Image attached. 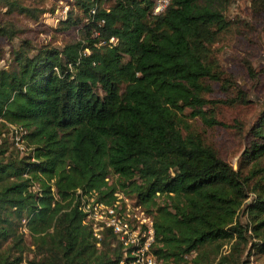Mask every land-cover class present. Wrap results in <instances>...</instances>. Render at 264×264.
Instances as JSON below:
<instances>
[{
	"label": "trees",
	"instance_id": "obj_1",
	"mask_svg": "<svg viewBox=\"0 0 264 264\" xmlns=\"http://www.w3.org/2000/svg\"><path fill=\"white\" fill-rule=\"evenodd\" d=\"M223 1L170 0L151 14V0H71L57 29L75 37L61 47L20 38L7 62L0 50V264H118L116 236L94 237L71 205L75 187L105 200L118 188L152 212L156 264H246L248 235L247 253H264V104L240 153L251 161L244 173L181 117L227 127L213 102L248 99L211 46L229 26ZM0 7L31 19L45 11ZM20 31L0 22L7 41ZM212 83L224 98L207 96ZM6 123L25 130L20 156Z\"/></svg>",
	"mask_w": 264,
	"mask_h": 264
},
{
	"label": "rangeland",
	"instance_id": "obj_2",
	"mask_svg": "<svg viewBox=\"0 0 264 264\" xmlns=\"http://www.w3.org/2000/svg\"><path fill=\"white\" fill-rule=\"evenodd\" d=\"M70 1L24 0L25 3L31 2L45 9L36 19L15 13L5 14L4 8L0 7V22L9 17L10 21L21 30L10 41L0 36V50L5 62L8 60L11 46L18 45L20 38L29 39L34 46L49 44L61 47L67 40L75 37L74 29H57L58 21L65 17L66 10L71 6ZM261 2L262 0H224L223 13L229 21V26L224 34L211 45L221 68L233 76L234 81L245 91L248 99L238 103L216 100L213 102L215 104L212 102L206 104V106L212 104L214 116L227 123V127L206 126L197 116L181 115L182 118H186L191 128L200 131L205 142L212 145L222 158L227 160L233 168L237 167L241 173H244L251 165L250 160H239L241 150L246 144L248 127L255 120L264 104V8H261ZM107 4L108 1L103 5ZM76 13L79 14V11ZM247 61L258 72L252 78L246 74L244 69ZM3 62L0 59V66L4 64ZM211 85L212 90L207 94L208 97L219 99L225 97V93L218 88L216 83ZM22 143L25 144L24 141ZM27 151L28 147L25 144V148L17 149L16 153L20 156ZM262 160H264V156H261L256 162ZM108 181L117 182L116 175L109 172ZM251 197L252 193L249 192L245 201H249ZM157 200L160 201L161 197H158ZM236 218L242 224L248 222L245 211L239 210ZM247 232L251 234L249 229ZM251 240H255V238L248 235V241L241 257L247 259L246 264H264V253L252 251L247 253ZM227 243L226 241L222 243L223 250L226 249ZM186 256L188 257L189 254Z\"/></svg>",
	"mask_w": 264,
	"mask_h": 264
},
{
	"label": "built area",
	"instance_id": "obj_3",
	"mask_svg": "<svg viewBox=\"0 0 264 264\" xmlns=\"http://www.w3.org/2000/svg\"><path fill=\"white\" fill-rule=\"evenodd\" d=\"M151 14L161 13L170 0H151ZM94 7L90 8V12ZM112 36L109 41H113ZM13 145L22 150L24 128L6 123ZM108 181V174L104 177ZM71 205L83 213L82 222L87 224L92 235L99 238L103 229L116 236L122 252L118 264H156L151 245L154 240L153 216L135 199L118 188L105 200L96 189L83 190L75 187L71 192ZM24 230V228H23ZM97 243V242H96Z\"/></svg>",
	"mask_w": 264,
	"mask_h": 264
}]
</instances>
